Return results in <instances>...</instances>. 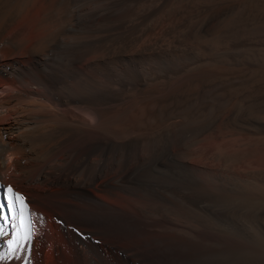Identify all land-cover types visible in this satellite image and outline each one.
<instances>
[{
    "label": "bare ground",
    "instance_id": "bare-ground-1",
    "mask_svg": "<svg viewBox=\"0 0 264 264\" xmlns=\"http://www.w3.org/2000/svg\"><path fill=\"white\" fill-rule=\"evenodd\" d=\"M0 204V264H264V0H0Z\"/></svg>",
    "mask_w": 264,
    "mask_h": 264
},
{
    "label": "snow or ice",
    "instance_id": "snow-or-ice-1",
    "mask_svg": "<svg viewBox=\"0 0 264 264\" xmlns=\"http://www.w3.org/2000/svg\"><path fill=\"white\" fill-rule=\"evenodd\" d=\"M7 209L8 212L12 214V220H20L21 226H23L24 221L22 219L24 215V206L20 204L19 202L23 200V197L19 194L13 195V189L9 186L7 188ZM4 212V206L0 204V217H2L5 222L7 221L8 217L3 215ZM0 231H2V228H0ZM24 239L30 240L31 239V231L29 230L28 233L25 235ZM9 251H15V248L10 246Z\"/></svg>",
    "mask_w": 264,
    "mask_h": 264
},
{
    "label": "rangeland",
    "instance_id": "rangeland-1",
    "mask_svg": "<svg viewBox=\"0 0 264 264\" xmlns=\"http://www.w3.org/2000/svg\"><path fill=\"white\" fill-rule=\"evenodd\" d=\"M260 157H258V159H257V161L258 162H260L261 161V163H258L257 162V164H262L263 162V160L261 159L260 161ZM182 175V176H181ZM177 177H178V179H177ZM177 177H176V183L177 184H175V185H178V184H180V185H178V188H179V191H185L186 189H187V184H186V181H185V179H184V177H183V174H180V172H179V174L177 175ZM183 180V181H182ZM182 183V184H181ZM184 183V184H183ZM185 185V186H184ZM187 186V187H186ZM183 189V190H182ZM31 209H29V214H31ZM32 233H33V230H32ZM35 235V237L37 236V234H34ZM79 236H82V234H79ZM30 243V245L33 243L32 241H30L29 242ZM100 248H101V251L103 252V254L106 256L107 255V251H106V248H105V246L101 243V245H100Z\"/></svg>",
    "mask_w": 264,
    "mask_h": 264
}]
</instances>
